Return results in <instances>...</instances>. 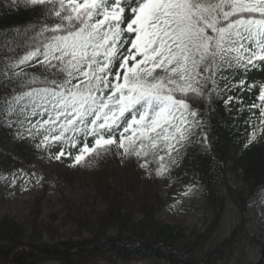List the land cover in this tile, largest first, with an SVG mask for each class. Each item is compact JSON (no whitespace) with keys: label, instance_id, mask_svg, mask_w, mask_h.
<instances>
[{"label":"snow or ice","instance_id":"snow-or-ice-1","mask_svg":"<svg viewBox=\"0 0 264 264\" xmlns=\"http://www.w3.org/2000/svg\"><path fill=\"white\" fill-rule=\"evenodd\" d=\"M0 29V129L50 160L135 159L163 178L199 145L218 102L264 140V0H11ZM35 172L0 175L13 187ZM189 186V195L195 188ZM24 190H28L26 187Z\"/></svg>","mask_w":264,"mask_h":264},{"label":"trees","instance_id":"trees-1","mask_svg":"<svg viewBox=\"0 0 264 264\" xmlns=\"http://www.w3.org/2000/svg\"><path fill=\"white\" fill-rule=\"evenodd\" d=\"M32 17L30 10L22 7L17 10L11 0H0V29L25 25ZM214 107L215 113L208 118L210 151L205 152L199 145L193 146L182 166L172 171L175 185L190 180L197 183V191L207 204L208 220L202 228L188 229L159 220L161 198L151 190L133 184L128 169H132L141 182H157L155 174L141 173L134 159L119 163L117 156L109 155L91 166L84 165L85 172L96 177L95 197L101 196L106 203L105 209L92 215L82 214L80 208H74V216L71 213L65 216V220L76 223L80 233L78 239L70 236L56 242L36 241L30 232L32 225L26 226L9 216H2L0 264H39L47 256L57 257L59 264H88L104 258L109 259L105 264H126L136 260L222 264L247 244L253 247L256 256L240 264H264V244L248 233L245 217L249 201L264 189V140L245 148L243 119L247 112L237 121L225 111L223 104L218 102ZM12 138L0 129V170L3 172L29 164L41 154L30 144L15 142ZM114 169H123L126 178L98 181V173H111ZM238 171L242 172L241 183L234 188L226 176L228 172L236 174ZM231 204L237 208L240 221L232 226L228 235L217 239L215 236L227 205ZM134 213L138 215L134 217ZM82 233L91 236L85 237Z\"/></svg>","mask_w":264,"mask_h":264},{"label":"rangeland","instance_id":"rangeland-1","mask_svg":"<svg viewBox=\"0 0 264 264\" xmlns=\"http://www.w3.org/2000/svg\"><path fill=\"white\" fill-rule=\"evenodd\" d=\"M117 158L119 163L123 162L119 157ZM134 164L141 173L145 172L138 167L135 159ZM71 165L72 161L67 158H61L57 161L48 159L46 155L38 156L32 160L29 166H22L18 170L29 173L35 172L36 176L40 178L39 183H36L34 178L30 184L23 187H13L10 183H5L3 179H0V217L9 216L19 223H24L27 226L32 225L30 232L36 241L56 242L70 236L76 238L80 235L77 225L71 219L65 220V216L68 213L74 216V208H80L82 214L98 215L105 209L106 203L101 196L95 197V175L83 172L80 165ZM128 170L133 184H139L143 189H149L161 198L163 204L158 213L160 220L169 224L185 226L188 229L204 226L208 220V214L207 204L202 199L201 194L195 190V187L189 195H184L189 186H196L195 182L175 185L172 171L163 178H159L158 183L141 182L132 169ZM0 175L7 176L8 173ZM228 177L231 185H239L240 172L238 176L231 173L228 174ZM107 178L112 180L125 179L126 173L123 169H114L111 173L103 171L97 174L99 182ZM25 187L28 190L25 191ZM137 215L134 213V217ZM245 217L248 233L264 243V190L250 200ZM239 221L238 212L229 205L215 237L217 239L225 237L232 230V226H235ZM82 235L91 236V234L86 233H82ZM254 254L256 252L253 248L246 245L222 264L249 262ZM105 261H109V259H95L89 264H105ZM39 264H58V262L55 259L46 258ZM126 264L168 263L165 261L136 260Z\"/></svg>","mask_w":264,"mask_h":264}]
</instances>
